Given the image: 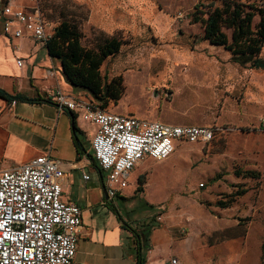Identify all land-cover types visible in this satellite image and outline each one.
Returning <instances> with one entry per match:
<instances>
[{"label":"rangeland","instance_id":"obj_1","mask_svg":"<svg viewBox=\"0 0 264 264\" xmlns=\"http://www.w3.org/2000/svg\"><path fill=\"white\" fill-rule=\"evenodd\" d=\"M40 1L51 27L76 24L85 47L111 36L123 41L119 53L101 67L102 76L121 77L125 87L106 111L124 109L123 115L131 117L218 129L213 142L175 143L165 161H144L141 192L134 169L126 189L136 188L126 205L135 209L130 226L139 230L155 216L179 224L195 218L206 247L249 234L248 243L261 252L264 264V133L259 128L264 70L236 63L224 48L202 40V27L191 23L190 14L197 5L208 12L212 0ZM225 32L230 38L231 32ZM236 169L261 176L242 179ZM101 175L105 183L106 173ZM239 190L247 192L234 196ZM145 201L155 205L144 208Z\"/></svg>","mask_w":264,"mask_h":264},{"label":"crops","instance_id":"obj_2","mask_svg":"<svg viewBox=\"0 0 264 264\" xmlns=\"http://www.w3.org/2000/svg\"><path fill=\"white\" fill-rule=\"evenodd\" d=\"M3 3L0 0V89L8 94L43 100L47 99V91L60 89L65 95L91 102L88 93L73 88L65 80L60 62L50 58L45 45L28 38L16 40L3 33ZM19 5L30 4L20 0ZM19 59L21 66L17 64ZM117 112L124 114L125 110ZM96 130L95 124L83 120L80 110H59L53 102L9 103L0 99V162L7 165L0 167V171L21 166L41 155L61 162L62 199L65 203H76L82 210L77 252L71 264H137L135 236L130 230L135 209L126 206L136 188L126 193L128 186L111 201L105 198L103 171L99 168L100 173L87 156L93 155L91 140ZM78 143L86 151L84 155L79 156ZM144 161L136 167L137 182L140 174L147 172L139 170ZM84 175L89 179L85 180ZM145 202L144 208L155 205ZM183 223V228L178 229ZM183 223L170 218L155 222L147 238L145 264H170L172 258L180 264H261V252L248 243L249 234L245 239L238 235L206 247L202 233L197 231L199 220L189 218ZM219 226L224 227L225 223Z\"/></svg>","mask_w":264,"mask_h":264},{"label":"built area","instance_id":"obj_3","mask_svg":"<svg viewBox=\"0 0 264 264\" xmlns=\"http://www.w3.org/2000/svg\"><path fill=\"white\" fill-rule=\"evenodd\" d=\"M4 0L3 33L46 45L54 28L40 0ZM22 65L21 59L17 61ZM59 110L82 112L97 127L91 140L93 158L106 173L105 192L113 200L129 186L130 173L144 160L164 161L175 143L213 142L217 128L166 124L97 109L92 102L65 95L60 89L46 92ZM264 133V117L260 119ZM61 162L41 155L27 163L0 171V264H71L77 252L82 210L62 199ZM83 178L88 180V175ZM161 222L160 217L156 218ZM170 264H180L171 259Z\"/></svg>","mask_w":264,"mask_h":264},{"label":"trees","instance_id":"obj_4","mask_svg":"<svg viewBox=\"0 0 264 264\" xmlns=\"http://www.w3.org/2000/svg\"><path fill=\"white\" fill-rule=\"evenodd\" d=\"M208 12L201 11V5L195 6L191 15V23L199 24L202 27V40L213 46L224 48L234 59V62L250 69L264 70V60L260 58L264 46V3L261 0L238 2L235 0H212ZM258 18L256 23L254 20ZM231 32L230 38L225 32ZM82 35L76 24L63 21L54 29L51 40L46 42L48 54L52 60L60 62L62 74L65 80L75 89L88 93L92 103L97 109L105 110L112 102L116 104L122 97L125 87L121 77H112L108 80L102 76L101 67L104 61L119 53L122 40L111 36L96 47H85L81 44ZM0 99L9 103H51L50 100L31 99L24 94H8L0 89ZM74 137L77 139V128L73 126ZM79 156L86 153L81 149L79 143ZM91 164L99 169L91 154L87 155ZM100 173L102 172L99 169ZM236 177L242 179L259 180L261 173L254 170L234 171ZM144 178H138V188L141 192ZM104 185V184H103ZM247 190H239L233 195L242 196ZM228 208L227 206H223ZM156 219L152 218L140 232L130 229L135 236L136 262L145 264V250L147 249V238L156 226ZM129 228V227H128Z\"/></svg>","mask_w":264,"mask_h":264},{"label":"water","instance_id":"obj_5","mask_svg":"<svg viewBox=\"0 0 264 264\" xmlns=\"http://www.w3.org/2000/svg\"><path fill=\"white\" fill-rule=\"evenodd\" d=\"M103 187L105 188V185H103ZM104 188H103V191H104V194H105V198L108 199Z\"/></svg>","mask_w":264,"mask_h":264}]
</instances>
